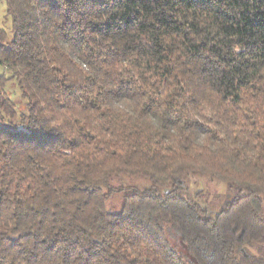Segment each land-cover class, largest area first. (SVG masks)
Segmentation results:
<instances>
[{"label":"trees","instance_id":"obj_1","mask_svg":"<svg viewBox=\"0 0 264 264\" xmlns=\"http://www.w3.org/2000/svg\"><path fill=\"white\" fill-rule=\"evenodd\" d=\"M3 1L0 264H264V0Z\"/></svg>","mask_w":264,"mask_h":264},{"label":"rangeland","instance_id":"obj_2","mask_svg":"<svg viewBox=\"0 0 264 264\" xmlns=\"http://www.w3.org/2000/svg\"><path fill=\"white\" fill-rule=\"evenodd\" d=\"M8 25V21L5 23V2L0 0V26L8 28ZM3 73H5V69L0 65V74ZM6 90L12 99L19 100L21 98L19 88L14 82L9 81L6 85ZM19 104H21V102ZM132 183L138 184L142 187H146L150 184L148 181L141 178L132 180ZM180 183L182 186V195L191 196L197 199L200 203L206 204L208 206L209 216L215 215L235 194L234 191L227 189L225 183L215 179L212 180L205 175L192 174ZM197 194H199V196H197ZM119 201L120 196L116 195L109 201V205H113L117 208L119 206ZM254 246L259 247L264 254V243H256Z\"/></svg>","mask_w":264,"mask_h":264}]
</instances>
